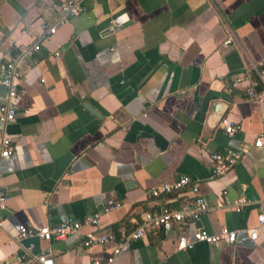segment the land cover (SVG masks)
<instances>
[{
	"label": "crops",
	"instance_id": "obj_1",
	"mask_svg": "<svg viewBox=\"0 0 264 264\" xmlns=\"http://www.w3.org/2000/svg\"><path fill=\"white\" fill-rule=\"evenodd\" d=\"M65 1L0 0V99L6 64L40 44L20 64L17 122L0 123V142L7 134L16 147L0 164L8 195L0 264H18L29 247L55 264L106 261L114 246L87 248L88 236L190 206L189 191L149 196L182 177L212 208L186 226L188 236L227 227L236 244L178 251L181 229L169 226L132 243L119 264H264V149L253 145L264 133V104L249 96L251 87L264 91V68L253 66L264 61V0H78L85 12L50 34ZM123 15L130 22L108 35ZM225 121L239 128L235 136ZM213 154L240 160L213 178ZM115 205L98 228L66 240L18 239L22 228L83 221Z\"/></svg>",
	"mask_w": 264,
	"mask_h": 264
},
{
	"label": "built area",
	"instance_id": "obj_2",
	"mask_svg": "<svg viewBox=\"0 0 264 264\" xmlns=\"http://www.w3.org/2000/svg\"><path fill=\"white\" fill-rule=\"evenodd\" d=\"M85 12L84 7L78 0H66L63 5V17L59 19L56 26L49 29L48 33L55 34L59 27H62L70 17H79ZM130 22L128 15H123L111 20L107 30L108 35L115 34L118 30L123 28ZM233 39L230 38L225 44L230 45ZM40 50V44L36 43L32 47L24 51L20 56L10 60L2 73L1 84L6 90V95L0 99V123L4 127H9L17 122L19 116V105L23 97L24 91L20 86V64L24 58L30 57L33 53ZM256 70L264 68V61L259 65H253ZM249 96L259 104H264V91L258 93L255 88L249 89ZM226 133L233 137L238 133L239 128L233 126L231 123L223 122ZM254 147L264 149V133L260 135L254 142ZM250 147H244V153L249 151ZM16 147L11 137L4 135L0 142V164L3 160L11 157L15 153ZM213 161V178H221L226 176L238 163L240 156L233 154L224 157L220 154H213L211 156ZM189 191L193 196V201L190 206L179 210H165L162 213H145L142 221L135 225L133 230L122 228L118 231H108L102 234H91L84 243L85 247L92 248L97 246H105L112 244L113 251L111 256L106 261L95 260L92 264H119V258L123 251L131 246L132 243L145 239L149 234H155L161 229L169 226H177L181 229V236L178 240V251L192 250L197 244L205 243L209 245H217L226 243L229 245L236 244L238 240V233L231 231L227 227H223L218 234H211L203 229L196 230L191 237L188 236L186 226L189 223L199 220L202 216L211 212L212 208L208 205L205 199L200 195V188L197 184L188 177H182L179 180L164 184L149 192L152 198H159L162 196H169L176 193H183ZM8 195L3 188H0V210L6 209ZM244 199L237 201L234 208L240 211L246 205ZM121 205L103 206L94 215L85 218L83 221H74L70 219L61 225H47L43 227H36L32 229L22 228L19 231V241L27 239L38 238L47 242L53 239L57 241L66 240L68 237L80 233L85 227L98 228L103 217L110 215L114 211L120 209ZM260 226L264 225V216L259 217ZM2 224V221H0ZM258 230L250 231L252 240L257 241ZM18 264H55L52 256L47 254H35L34 248L29 247L26 253L18 256Z\"/></svg>",
	"mask_w": 264,
	"mask_h": 264
}]
</instances>
